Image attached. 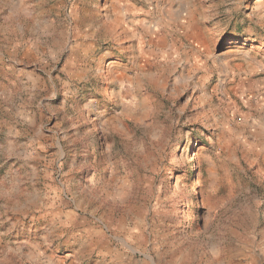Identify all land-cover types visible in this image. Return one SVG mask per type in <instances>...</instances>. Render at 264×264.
<instances>
[{
	"label": "rangeland",
	"instance_id": "obj_1",
	"mask_svg": "<svg viewBox=\"0 0 264 264\" xmlns=\"http://www.w3.org/2000/svg\"><path fill=\"white\" fill-rule=\"evenodd\" d=\"M0 264H264V0H0Z\"/></svg>",
	"mask_w": 264,
	"mask_h": 264
}]
</instances>
